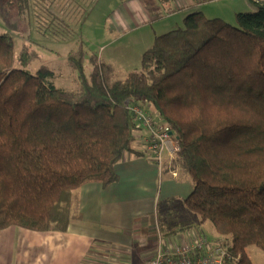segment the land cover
<instances>
[{
	"label": "trees",
	"instance_id": "1",
	"mask_svg": "<svg viewBox=\"0 0 264 264\" xmlns=\"http://www.w3.org/2000/svg\"><path fill=\"white\" fill-rule=\"evenodd\" d=\"M18 2L26 20L29 0ZM255 4L236 14L235 27L188 14L183 26L155 37L141 70L124 79L80 40L66 58L76 91L53 84L45 65L27 72L36 53L22 47L14 55L1 32L0 230L60 232L79 219L83 185L118 181L115 166L134 150L129 107L144 101L178 138L170 169L179 167L193 186L184 199L158 204L159 230L198 236L209 223L228 247L223 264H252L246 249L264 252V0ZM65 13L51 7L53 21L68 29Z\"/></svg>",
	"mask_w": 264,
	"mask_h": 264
},
{
	"label": "crops",
	"instance_id": "2",
	"mask_svg": "<svg viewBox=\"0 0 264 264\" xmlns=\"http://www.w3.org/2000/svg\"><path fill=\"white\" fill-rule=\"evenodd\" d=\"M18 1L0 0V7ZM171 1L182 20L202 4L200 0ZM245 9L251 11L250 6ZM113 13L114 30L123 33L147 25L150 19L140 0L122 2ZM12 15L13 22L16 15ZM1 32L9 34L2 26ZM134 104L154 120H161L153 106ZM145 135L146 130L135 128L134 150L115 166L116 183L106 188L99 183L83 185L79 190L80 218L73 219L65 231L33 232L15 226L0 230V264H150L156 245V236L150 232L160 199H183L193 186L179 167L170 169L173 162L165 160L163 168L156 165L145 152ZM200 229L204 232L202 226ZM190 231L166 240L176 244L172 241L175 236L190 235Z\"/></svg>",
	"mask_w": 264,
	"mask_h": 264
},
{
	"label": "rangeland",
	"instance_id": "3",
	"mask_svg": "<svg viewBox=\"0 0 264 264\" xmlns=\"http://www.w3.org/2000/svg\"><path fill=\"white\" fill-rule=\"evenodd\" d=\"M125 1L129 0H29L26 20L19 18L17 4L14 3L7 8L0 7V27L9 31L8 35L13 41L14 55H18L22 47H28L36 53L37 59L28 66L27 72L35 74L40 66L45 65L55 73L53 84L59 88L76 91L79 87L77 74L69 67L66 58L69 52L77 49L80 40L88 56L93 54L102 62L113 65L117 69L118 78L124 79L129 71L141 70L142 54L152 47L156 36L183 26V20L178 14L180 11L174 12L175 8L171 0H140L150 13L147 25L127 33L118 29L114 30L113 10ZM245 1L246 4L242 0L201 1V6L190 13H202L208 19L219 18L235 27L236 13L251 12L256 9V0ZM67 3H70L71 9L66 8L65 12H70V15L63 20L66 21L68 29L58 20L53 21L51 14V7H53L63 18V15L67 14L61 12V7ZM249 6L251 11L245 9ZM13 12L16 17L12 22ZM89 69L86 61L85 70L89 72ZM139 103L144 107L152 108V105L144 101ZM175 158L165 154L161 167H164L165 160L172 162ZM190 193L185 194V197ZM161 201L162 199L158 204ZM157 221L158 219L152 226L153 231L150 232L153 237L156 236L154 241L162 240L163 243L173 246L166 240L170 236H164L159 230ZM202 228H204L203 235L210 241H218V235L211 224L206 223ZM190 233L185 236L177 235L172 241L179 244L186 242L181 240L197 235L196 229L191 230ZM245 252L252 264H264L263 251L249 246Z\"/></svg>",
	"mask_w": 264,
	"mask_h": 264
},
{
	"label": "built area",
	"instance_id": "4",
	"mask_svg": "<svg viewBox=\"0 0 264 264\" xmlns=\"http://www.w3.org/2000/svg\"><path fill=\"white\" fill-rule=\"evenodd\" d=\"M129 111L136 127L146 130L143 138L145 152L152 157L156 165L161 167L165 154L170 155L171 158L178 155L179 145L169 126L161 120H154L136 104H130ZM171 174L174 177L177 175L176 171H172ZM156 243L157 247L150 264H223L230 258L227 246L216 241H209L203 235L173 244V246L158 239Z\"/></svg>",
	"mask_w": 264,
	"mask_h": 264
},
{
	"label": "water",
	"instance_id": "5",
	"mask_svg": "<svg viewBox=\"0 0 264 264\" xmlns=\"http://www.w3.org/2000/svg\"><path fill=\"white\" fill-rule=\"evenodd\" d=\"M176 139H178V138L176 137Z\"/></svg>",
	"mask_w": 264,
	"mask_h": 264
}]
</instances>
